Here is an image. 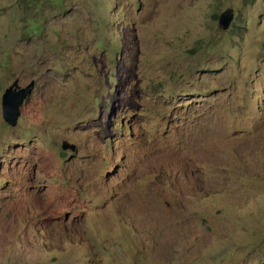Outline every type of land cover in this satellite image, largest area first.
<instances>
[{
  "label": "rangeland",
  "instance_id": "obj_1",
  "mask_svg": "<svg viewBox=\"0 0 264 264\" xmlns=\"http://www.w3.org/2000/svg\"><path fill=\"white\" fill-rule=\"evenodd\" d=\"M0 264H264V0H0Z\"/></svg>",
  "mask_w": 264,
  "mask_h": 264
},
{
  "label": "water",
  "instance_id": "obj_2",
  "mask_svg": "<svg viewBox=\"0 0 264 264\" xmlns=\"http://www.w3.org/2000/svg\"><path fill=\"white\" fill-rule=\"evenodd\" d=\"M233 20V10L227 8L218 17V25L222 30H227ZM34 81H30L26 86L20 87L19 80L16 79L11 85H9L3 92L1 97V109L2 118L4 122L10 127L17 125L18 118L20 116V110L24 100L32 93L34 89ZM63 150L74 151V145L63 141L61 144Z\"/></svg>",
  "mask_w": 264,
  "mask_h": 264
},
{
  "label": "clouds",
  "instance_id": "obj_3",
  "mask_svg": "<svg viewBox=\"0 0 264 264\" xmlns=\"http://www.w3.org/2000/svg\"><path fill=\"white\" fill-rule=\"evenodd\" d=\"M15 80H16V79H15ZM15 80H14V81H15ZM14 81H13V82H14ZM13 82H12V83H13ZM12 83H11V84H12ZM11 84H10V85H11ZM19 86H20V85H19ZM20 87H21V86H20ZM5 89H6V88H5ZM5 89H4V90H5ZM33 91H34V90H33ZM33 91H32V92H33ZM3 92H4V91H3ZM31 94H32V93H31ZM31 94H30L27 98H29V97L31 96ZM1 97H2V96H1ZM27 98H26L25 100H27ZM25 100H24V101H25ZM23 103H24V102H23ZM23 103H22V105H23ZM22 105H21V106H22ZM20 108H21V107H20ZM20 108H19V110H20ZM1 110H2V109H1ZM19 117H20V116H19ZM18 119H19V118H18ZM17 122H18V121H17ZM5 124H6V123H5ZM6 125H7V124H6ZM8 126H9V125H8ZM16 126H17V125H16ZM16 126H15V127H16ZM9 127H10V126H9ZM11 128H14V127H11ZM64 141H65V140H64ZM62 142H63V141H62ZM62 142H61V144H62ZM66 142H67V141H66ZM69 144H70V143H69ZM71 145H73V144H71ZM60 147H61V145H60ZM74 147H75V145H74ZM61 149H62V148H61ZM62 150H63V149H62ZM75 150H76V147H75ZM75 150H74V151H71V150H63V151H71V152L73 153V152H75Z\"/></svg>",
  "mask_w": 264,
  "mask_h": 264
},
{
  "label": "trees",
  "instance_id": "obj_4",
  "mask_svg": "<svg viewBox=\"0 0 264 264\" xmlns=\"http://www.w3.org/2000/svg\"><path fill=\"white\" fill-rule=\"evenodd\" d=\"M27 1V0H26ZM33 33H36L38 31V28L31 29Z\"/></svg>",
  "mask_w": 264,
  "mask_h": 264
}]
</instances>
